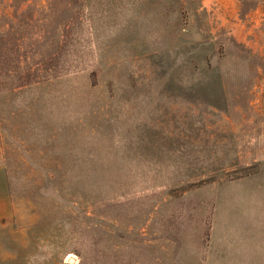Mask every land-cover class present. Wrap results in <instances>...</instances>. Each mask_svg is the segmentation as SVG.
<instances>
[{"label": "rangeland", "instance_id": "rangeland-1", "mask_svg": "<svg viewBox=\"0 0 264 264\" xmlns=\"http://www.w3.org/2000/svg\"><path fill=\"white\" fill-rule=\"evenodd\" d=\"M0 264H264V0H0Z\"/></svg>", "mask_w": 264, "mask_h": 264}, {"label": "crops", "instance_id": "crops-1", "mask_svg": "<svg viewBox=\"0 0 264 264\" xmlns=\"http://www.w3.org/2000/svg\"><path fill=\"white\" fill-rule=\"evenodd\" d=\"M0 201H1V199H0Z\"/></svg>", "mask_w": 264, "mask_h": 264}]
</instances>
